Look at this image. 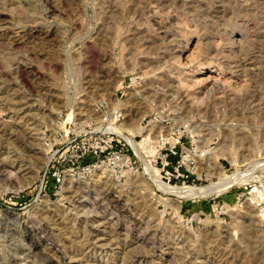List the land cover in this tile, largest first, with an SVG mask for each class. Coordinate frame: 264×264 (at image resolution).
<instances>
[{
    "label": "rangeland",
    "instance_id": "1",
    "mask_svg": "<svg viewBox=\"0 0 264 264\" xmlns=\"http://www.w3.org/2000/svg\"><path fill=\"white\" fill-rule=\"evenodd\" d=\"M0 264H264V0H0Z\"/></svg>",
    "mask_w": 264,
    "mask_h": 264
},
{
    "label": "bare ground",
    "instance_id": "2",
    "mask_svg": "<svg viewBox=\"0 0 264 264\" xmlns=\"http://www.w3.org/2000/svg\"><path fill=\"white\" fill-rule=\"evenodd\" d=\"M120 124L121 123L114 124L112 122H109L102 127V130H104V131L113 130V131L117 132L119 135H121L123 138H125L134 147L136 154L140 160V163H141L142 167L144 168L145 174H147L154 181V183L156 184V186L158 188H160L164 191H175V192H179V193H185L188 195H198V194L203 195V193L208 194V192L205 193V191H207L208 189H215V190H217V192H223L226 189H228L229 187H231L234 183L240 182L241 180H243L247 176L246 173L245 174L238 173V172L234 173V174L232 173L231 175H226L225 177H222L221 179H219L220 181L218 180L219 182L217 181L218 183H214L212 186H210L208 188H206V187L196 188V187H191V186H173L171 184H168L153 172V169L148 164V162L145 160L143 154L141 153V149H140L141 146H139L141 144V142L139 143L137 140L134 139L136 137V134H134L133 136H131L132 133L125 135L123 132V129L116 126V125H120ZM51 158H52V155H51ZM210 192H212V191L210 190ZM43 258H44L43 260H46L49 263H51V260H53V258L49 257V255H44Z\"/></svg>",
    "mask_w": 264,
    "mask_h": 264
},
{
    "label": "built area",
    "instance_id": "3",
    "mask_svg": "<svg viewBox=\"0 0 264 264\" xmlns=\"http://www.w3.org/2000/svg\"><path fill=\"white\" fill-rule=\"evenodd\" d=\"M96 110L101 111L102 123L112 122L114 124L121 123L124 119V115L119 109H108L103 105H96ZM159 123V121L150 120V124ZM105 125V124H103ZM106 134H109L110 138V147L111 152L109 156H105L104 152L100 153L99 156H102V159L98 160L95 164H88L87 170H95L99 166H102L104 163H107L114 169L123 170V168H132V157L130 155L129 149L131 148L130 144L117 132L113 130H108ZM98 156V157H99Z\"/></svg>",
    "mask_w": 264,
    "mask_h": 264
}]
</instances>
